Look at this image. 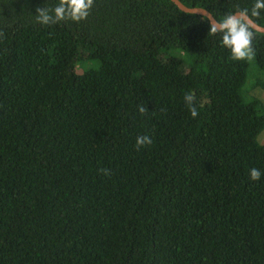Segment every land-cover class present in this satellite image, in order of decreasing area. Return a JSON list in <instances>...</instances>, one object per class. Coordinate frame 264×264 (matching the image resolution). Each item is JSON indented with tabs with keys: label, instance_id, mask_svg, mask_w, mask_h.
I'll use <instances>...</instances> for the list:
<instances>
[{
	"label": "trees",
	"instance_id": "16d2710c",
	"mask_svg": "<svg viewBox=\"0 0 264 264\" xmlns=\"http://www.w3.org/2000/svg\"><path fill=\"white\" fill-rule=\"evenodd\" d=\"M56 2L0 0V264H264V34L235 61L170 0L35 22Z\"/></svg>",
	"mask_w": 264,
	"mask_h": 264
},
{
	"label": "clouds",
	"instance_id": "9594fccd",
	"mask_svg": "<svg viewBox=\"0 0 264 264\" xmlns=\"http://www.w3.org/2000/svg\"><path fill=\"white\" fill-rule=\"evenodd\" d=\"M93 5V0H57L54 7H39L35 10V22L41 26H48L63 21L79 22L88 16ZM204 11V9H200ZM264 12V0H254L251 8H241L234 12L226 13L218 20L209 24L207 34L215 36L220 34V43L230 53L235 61L251 60L253 56L252 41L256 22ZM205 19L207 17H204ZM189 108L190 116L195 118L198 115L194 106V97L186 93L183 97ZM140 111H144L143 108ZM152 143L148 135L137 136L135 145L144 147ZM262 173L257 168L249 169L248 178L251 181L260 179Z\"/></svg>",
	"mask_w": 264,
	"mask_h": 264
},
{
	"label": "rangeland",
	"instance_id": "374dc122",
	"mask_svg": "<svg viewBox=\"0 0 264 264\" xmlns=\"http://www.w3.org/2000/svg\"><path fill=\"white\" fill-rule=\"evenodd\" d=\"M77 68H79V66H77ZM77 71H79V69H77ZM255 72H257V69H256L254 62L251 60L243 93L245 94L246 85H247V89L250 86L248 89L249 94L259 98L264 105V89L262 87H260L257 83H255L254 85L252 83L250 85L251 81H255V79L257 77V73L255 74ZM259 74H261V73H259ZM257 140L259 143L264 144V129L258 135Z\"/></svg>",
	"mask_w": 264,
	"mask_h": 264
},
{
	"label": "water",
	"instance_id": "95a60500",
	"mask_svg": "<svg viewBox=\"0 0 264 264\" xmlns=\"http://www.w3.org/2000/svg\"><path fill=\"white\" fill-rule=\"evenodd\" d=\"M180 11L188 14H196L203 17H207L209 24L214 22L216 19L213 17V15L206 9L198 6H186L183 4L180 0H170ZM200 9H204V11H201ZM254 31L258 33L264 34V27L256 23V27L254 28Z\"/></svg>",
	"mask_w": 264,
	"mask_h": 264
}]
</instances>
